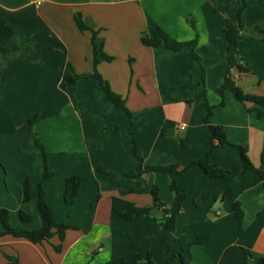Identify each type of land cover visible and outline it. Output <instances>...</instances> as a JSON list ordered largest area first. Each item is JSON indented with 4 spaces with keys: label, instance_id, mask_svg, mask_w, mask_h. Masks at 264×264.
Instances as JSON below:
<instances>
[{
    "label": "crops",
    "instance_id": "crops-1",
    "mask_svg": "<svg viewBox=\"0 0 264 264\" xmlns=\"http://www.w3.org/2000/svg\"><path fill=\"white\" fill-rule=\"evenodd\" d=\"M239 2L0 0V22L13 30L11 37L0 38V45L13 49L27 44L0 78V210L8 212L15 231L39 229L40 185L55 222L69 227L62 241L56 234L42 244L0 236V264H7V258L17 264H108L118 259L124 264H166L169 255L181 249L188 251L192 264L264 260V184L244 171L231 146L246 147L253 166L264 172V117L248 113L232 93H218L230 69L244 94L264 96V41L242 33L228 59L224 30L237 25ZM75 14L101 29L103 50L113 60L96 70L132 115L136 151L144 165L177 166L174 179L183 193L202 178V170L192 163L210 149L211 161L230 172L228 178L209 180L185 198L173 232L144 215L128 221L111 212L113 198L146 207L152 203L151 190L164 205L172 194L165 174L124 176L137 166L127 114L107 100L97 79L83 76L94 72L90 33L78 30ZM245 21L257 22L264 30L260 0L248 1ZM152 25L179 42L195 40L201 64L188 51L143 46L140 38L150 34ZM66 64L83 76L74 85L59 78ZM202 68L205 97L198 87ZM205 103L213 107L211 123L226 129L229 144L220 139L210 144ZM35 115L42 149L28 127ZM113 126L120 128L113 131ZM99 166L117 176L98 173ZM45 169L51 180L42 181ZM72 176L82 180L74 203L66 205L65 182ZM25 177L30 183L27 203L22 201ZM226 193L230 198L224 200ZM235 204L242 211L241 225ZM20 211L32 220L22 222Z\"/></svg>",
    "mask_w": 264,
    "mask_h": 264
},
{
    "label": "trees",
    "instance_id": "trees-1",
    "mask_svg": "<svg viewBox=\"0 0 264 264\" xmlns=\"http://www.w3.org/2000/svg\"><path fill=\"white\" fill-rule=\"evenodd\" d=\"M249 0H240L239 2V9H238V23L237 25H227L224 34L225 39L227 42V53L228 59L231 56L234 49L237 47L238 44V37L240 34L244 33L254 38H257L261 41H264V30H262L257 22L247 23L245 21V14L248 6ZM260 3L264 5V0H260ZM73 20L78 28V30L82 32H89L90 33V44H91V51H92V63L94 67V72L90 75H83L84 77H91L95 78L99 81L101 88L104 91V94L107 100L112 103L114 106L123 109L127 114V120L129 122L128 131L132 136L130 143H131V152L133 156L137 159V166L136 168L128 173H125L124 176H128L131 178L139 179L145 174L148 173H162L168 176V188L172 194V200L168 205H164L159 202L156 190H151L150 194L152 196V203L146 207H136L132 203L124 201L120 198H113L111 202V212L125 220H132L135 215H144L147 218L152 219L157 225L163 226L167 228L169 231L173 232L175 228V221L178 214H180L182 209V204L186 197L193 195V193L201 187L204 183L209 180L213 179H225L230 176V172L218 167L215 163H213L210 159L211 149L202 159H198L192 163L194 166H198L202 172V178L195 182L190 190L186 193L180 191L178 185L175 182L174 175L179 174L177 171V166H171L167 168H160V167H147L144 165V160L137 154L136 151V144L133 138L132 133V124H133V117L130 112L126 109L125 103L122 98L115 94L111 88L109 83L104 80L99 73L97 72V66L102 62H111L113 60L112 57L108 56L104 50V41L103 38L100 37L101 29H95L93 23H91L88 19L82 17L81 14H75ZM13 35V30L9 27L8 24L4 22H0V38H9ZM140 41L143 46L149 48H156V47H164L166 49L178 52V51H188L191 54V57L194 61H197L201 64L200 57L196 54V41H189V42H179L174 38L170 37L161 27L157 25H152L151 31L149 35H143L140 38ZM27 44H22L17 46L13 49H7L0 45V78L2 72L5 68L10 64L11 61L19 58L22 56ZM204 52H205V48ZM238 69L241 72H245L246 68L238 66ZM81 75L75 74L73 68L66 64L60 70L59 78L63 82H66L70 85H74L76 81L83 77ZM188 87H192V85H188ZM199 92L203 97L206 96L205 93V79H204V71L202 68V73L199 77L198 83ZM225 92H230L233 94L234 98L245 108L248 113L255 112L258 118L264 117V96H256V95H249L244 94L242 90L237 86L236 82L233 80L230 69L226 70L222 84L218 88V93L220 95H224ZM223 101L220 102L219 106H223ZM250 104L251 107H247L246 105ZM206 109V114L204 117V122L208 125L209 128V138L210 144L212 145L215 139H220L223 143L229 144L227 140V131L222 126L213 125L211 123L212 111L213 107L209 106L207 103L204 104ZM38 121V116L35 115L28 121L29 131L33 136L34 143L36 146L42 149L41 141L37 135L36 131V124ZM119 126H113V131L119 129ZM109 134L107 132L103 138ZM233 146L239 153L240 159L243 163L244 171L249 172L256 181L262 182L264 184V172L258 170L253 166L249 157H248V149L241 145H231ZM44 153V152H43ZM45 155V153H44ZM97 172L109 176V177H116L117 174L109 171L104 167H97ZM53 175L44 170L42 181L51 180ZM82 179L78 176H72L66 179L65 182V192H64V201L66 205H72L74 203V199L76 197L78 187L80 181ZM22 191H23V202L27 203L30 200V183L27 177L24 178L22 183ZM230 198V193L224 194L223 199ZM37 209L39 216L41 218V227L36 230L31 231H15L9 224L8 221V212L6 210H0V222L2 224V231H0V236L3 235H11L16 238H23L28 240L34 244H42L44 242H49V240L54 236L58 235L60 241L64 239L65 231L69 229L68 226L63 224H58L54 220V215L52 209L46 206L42 191L39 185V193L37 199ZM234 210L239 222L241 225L242 222V211L239 208V204L234 205ZM158 211L157 215H154V212ZM19 219L24 222H30L32 217L28 214L24 213L23 211L19 212ZM203 239H197L195 241L196 244L202 242ZM60 245L55 247L56 251H60ZM249 256V255H248ZM7 264H17V260L14 258H7ZM108 264H124V261L121 259L114 260L109 262ZM149 264H154L153 262L149 261ZM166 264H192L189 259L188 251L186 249H181L180 253L177 255H169L167 258ZM247 264H250L249 262ZM258 264H264V260H259Z\"/></svg>",
    "mask_w": 264,
    "mask_h": 264
},
{
    "label": "built area",
    "instance_id": "built-area-1",
    "mask_svg": "<svg viewBox=\"0 0 264 264\" xmlns=\"http://www.w3.org/2000/svg\"><path fill=\"white\" fill-rule=\"evenodd\" d=\"M180 128H181V129H183V128H184V126H181Z\"/></svg>",
    "mask_w": 264,
    "mask_h": 264
},
{
    "label": "water",
    "instance_id": "water-1",
    "mask_svg": "<svg viewBox=\"0 0 264 264\" xmlns=\"http://www.w3.org/2000/svg\"><path fill=\"white\" fill-rule=\"evenodd\" d=\"M158 211H155V214H157Z\"/></svg>",
    "mask_w": 264,
    "mask_h": 264
},
{
    "label": "rangeland",
    "instance_id": "rangeland-1",
    "mask_svg": "<svg viewBox=\"0 0 264 264\" xmlns=\"http://www.w3.org/2000/svg\"><path fill=\"white\" fill-rule=\"evenodd\" d=\"M155 213V212H154Z\"/></svg>",
    "mask_w": 264,
    "mask_h": 264
}]
</instances>
